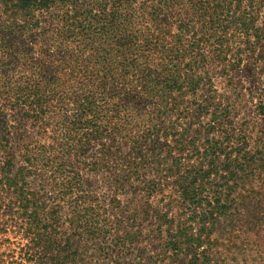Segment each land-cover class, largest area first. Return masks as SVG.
Listing matches in <instances>:
<instances>
[{
	"label": "trees",
	"instance_id": "16d2710c",
	"mask_svg": "<svg viewBox=\"0 0 264 264\" xmlns=\"http://www.w3.org/2000/svg\"><path fill=\"white\" fill-rule=\"evenodd\" d=\"M255 239L264 263V0H0V264Z\"/></svg>",
	"mask_w": 264,
	"mask_h": 264
},
{
	"label": "rangeland",
	"instance_id": "374dc122",
	"mask_svg": "<svg viewBox=\"0 0 264 264\" xmlns=\"http://www.w3.org/2000/svg\"><path fill=\"white\" fill-rule=\"evenodd\" d=\"M235 76L239 82L242 81L243 86H246L241 75ZM250 242V245L247 243L246 245H241L239 241L236 244L231 243L229 245V248L225 251L229 253V261L231 264H237V262H240L241 264H264L261 260V255L258 254L260 241L255 239V241Z\"/></svg>",
	"mask_w": 264,
	"mask_h": 264
}]
</instances>
